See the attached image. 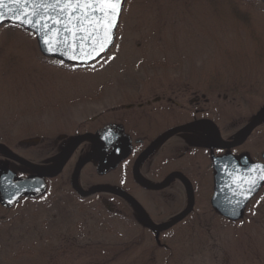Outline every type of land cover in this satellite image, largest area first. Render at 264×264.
I'll return each mask as SVG.
<instances>
[{"label": "rangeland", "instance_id": "rangeland-1", "mask_svg": "<svg viewBox=\"0 0 264 264\" xmlns=\"http://www.w3.org/2000/svg\"><path fill=\"white\" fill-rule=\"evenodd\" d=\"M176 84L200 94L207 87L210 118L222 138L238 139L264 113V0H125L114 43L88 65L45 56L34 33L2 24L0 143L29 161L30 144L38 142L37 148H45L43 163L54 168L62 157V142L56 144L61 135L72 141L115 124L123 111L137 110L158 94L160 85ZM88 143L79 146L82 160ZM229 151L261 159L264 122ZM73 164L46 179L39 195L0 205V264H264V186L234 221L211 205L212 175L194 179L195 213L156 231L123 199L107 192L77 194ZM5 169L15 178L31 174L0 149V172ZM103 172L96 161L86 164L80 188L110 184L127 190L155 223L176 215L160 208L159 193L137 186L130 176ZM175 185L180 211L188 197L180 182Z\"/></svg>", "mask_w": 264, "mask_h": 264}, {"label": "water", "instance_id": "water-1", "mask_svg": "<svg viewBox=\"0 0 264 264\" xmlns=\"http://www.w3.org/2000/svg\"><path fill=\"white\" fill-rule=\"evenodd\" d=\"M124 1L121 0L120 4L115 5V15L108 16L105 13L111 7L110 5L97 4L90 0H67V2L65 0H4L3 6L0 7V26L10 23L31 31L36 35L39 48L45 56L55 57L68 63L88 65L103 56L114 43ZM262 122H264V113L255 117L241 136L233 142L224 140L214 125L216 140L224 147L240 146L248 139L254 128ZM169 135L170 133L153 143L138 158L136 164H139L144 155L158 142ZM96 136L100 143H97L94 151L78 164L74 173L73 187L78 194L87 197L104 190L115 192L128 199L139 210L146 225L156 231L173 226L188 214L194 204V196L181 173L174 175L182 177L190 197L189 206L173 220L161 224L155 223L141 204L121 189L106 185H98L87 191L81 189L78 184L81 168L90 162L98 152L110 146L114 137L119 139V149L125 145L120 126L103 128L97 132ZM96 136L87 133L76 139L54 171L34 166L37 176L15 180H13L14 175L11 170L5 169L0 172V203L9 207L25 195H39L45 188L43 178L58 175L74 149L84 140L95 139ZM0 149L11 158L31 166L6 145L0 143ZM213 167L215 176L214 192L211 198L212 207L227 219L234 221L242 219L247 205L264 186V162H251L247 156L238 160L233 154H227L213 157ZM135 175L137 182L145 187L160 189L166 186V183L152 185L141 180L137 175V170H135Z\"/></svg>", "mask_w": 264, "mask_h": 264}, {"label": "flooded vegetation", "instance_id": "flooded-vegetation-1", "mask_svg": "<svg viewBox=\"0 0 264 264\" xmlns=\"http://www.w3.org/2000/svg\"><path fill=\"white\" fill-rule=\"evenodd\" d=\"M160 86L161 87L158 89L159 93L153 95L151 99L149 98L146 99L145 102L139 103L137 105L138 107L137 110L127 109L123 111L119 117L120 120L117 123L98 128L94 132H86L83 135L87 133H91L96 136L99 130L112 126H120L122 128L125 145L119 149L118 146L119 139L114 137L112 140L113 141L112 144L107 148L103 149L101 152H98L91 161H96L97 171L98 170L104 171L103 173L104 174L106 173L111 178L124 179L130 176L132 178V181H134L137 186L143 188L146 191H153L159 193L160 204H163V206H161L160 208L164 207L165 209H167L168 213H176V215L168 219L162 220L160 223L157 224H161L173 220L182 212H184L189 206L190 197L189 194L187 193L182 177L180 175H174L175 173H181L191 188V191L194 196V204L192 208L189 210L188 214L182 220H180L179 222L173 225L176 226L177 224L182 223V221H184L185 218L189 217L196 211L198 192L197 190H195L194 188L195 186L192 180L202 179L204 181H207L208 178L212 175L213 192H214L215 169L213 167V157L233 154L229 150L231 149L233 150L246 143L248 139L252 136L254 130L242 145L236 147H224L221 144H219L216 140L214 125L217 127L220 134H221V128L218 122L214 121L209 116L210 100L207 94L208 92L207 87L205 88V92H202L200 94L198 91L193 90L191 85L189 84H185V85L176 84L169 87L162 85ZM187 96L188 97L191 96V97L188 99ZM185 98L186 100L183 101ZM129 107H133V105H129ZM176 129L179 130L177 131ZM169 133L170 135L168 137L158 142L150 151H148L144 155V157L141 159L139 164H136L138 158L146 150H148V148L153 143H155L156 141H158L159 139H161L162 137H164ZM79 137L73 139L72 141H68L70 139L67 140L65 135L60 136L61 140L56 143L58 144L62 142L61 146H59V144L57 145L60 151L62 152V157L60 161L69 151L73 142ZM235 140L232 141L226 140V141L233 142ZM85 141L89 142L87 146L88 154L86 156L88 157L96 148L97 143L98 144L100 143V140L96 136L95 139H86L83 142ZM211 141L214 146L211 145ZM83 142H81L74 149L72 154L69 156L68 160L65 162L62 170L58 174V175L61 174L65 165L68 162L74 160L72 185H73L75 170L78 164L82 161L81 159L82 151L78 153V149ZM37 144L38 142H32L30 144L31 154L29 156V161L25 160L28 163H30L31 166L25 165L16 160L21 165L27 167L30 170L31 174L26 177H18V178L14 177L13 180L37 176V171L34 168V166L40 167L47 171H54L58 167L60 161L58 165L54 168H49L43 163V161L46 158V155L44 153L45 148L43 147L37 148L38 146ZM219 149H223L225 150V152L224 151L217 152V150ZM85 150L86 149H84L83 152ZM151 153H153L152 161L146 164L143 169H141L142 162ZM263 153L264 152L261 153V159H252L247 155H242L241 157L237 158L234 154L233 155L238 160H240L243 156H247L251 162H259V161L264 162ZM86 157H84V159ZM210 169H212V171ZM135 170H137V175L141 180L152 185H161L166 183V186L160 189L145 187L144 185L137 182L135 177L136 176ZM58 175L54 177L43 178L44 185L46 179L56 178ZM172 175L174 176L170 178ZM151 178L156 179L157 181L154 183L150 182ZM78 180H79V175H78ZM176 181L182 184V186L186 190L188 197V204L186 205L185 208L181 209L180 211L177 210L176 208L177 200L174 193L175 191L174 189L176 187L175 185ZM100 185H106L113 188L121 189L129 193L141 204V206L144 208L146 213L154 221V219L148 213L147 209H145L142 203L129 191L119 187L112 186L110 184H100ZM205 186L207 187V184H205ZM99 192H107L115 197L123 199L125 202L129 203L134 208L137 214L144 221L139 210L125 197L109 190H104ZM0 205L2 207H5L1 203Z\"/></svg>", "mask_w": 264, "mask_h": 264}, {"label": "snow or ice", "instance_id": "snow-or-ice-1", "mask_svg": "<svg viewBox=\"0 0 264 264\" xmlns=\"http://www.w3.org/2000/svg\"><path fill=\"white\" fill-rule=\"evenodd\" d=\"M67 2V0H65ZM90 2H95L97 4L103 3L105 5H110L111 7L108 9L107 13L105 15L112 16L115 15L116 9L115 5H118L121 3V0H90ZM4 0H0V7L3 6Z\"/></svg>", "mask_w": 264, "mask_h": 264}]
</instances>
